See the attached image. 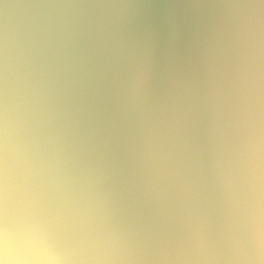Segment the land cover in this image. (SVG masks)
I'll use <instances>...</instances> for the list:
<instances>
[{
  "label": "clouds",
  "instance_id": "clouds-1",
  "mask_svg": "<svg viewBox=\"0 0 264 264\" xmlns=\"http://www.w3.org/2000/svg\"><path fill=\"white\" fill-rule=\"evenodd\" d=\"M0 264H264V0H0Z\"/></svg>",
  "mask_w": 264,
  "mask_h": 264
}]
</instances>
